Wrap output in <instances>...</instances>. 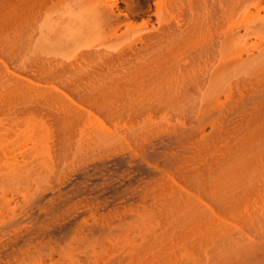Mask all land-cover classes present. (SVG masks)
<instances>
[{"label":"bare ground","instance_id":"6f19581e","mask_svg":"<svg viewBox=\"0 0 264 264\" xmlns=\"http://www.w3.org/2000/svg\"><path fill=\"white\" fill-rule=\"evenodd\" d=\"M162 1L169 17L156 4L159 28L136 36L145 52L136 64L84 62L94 51L68 53L62 40L58 58L41 57L50 34H99L115 8L106 0L0 4V161L11 175L51 174L24 197L25 217L4 227L0 257L10 264L24 262L27 245L82 226L113 250L99 242L54 264H264V207L250 205L264 190V26L254 33L261 53L244 59L213 5ZM199 34L208 47L191 45ZM6 120H21L23 137ZM227 213L242 216L234 229ZM188 227L196 233L185 240Z\"/></svg>","mask_w":264,"mask_h":264},{"label":"rangeland","instance_id":"374dc122","mask_svg":"<svg viewBox=\"0 0 264 264\" xmlns=\"http://www.w3.org/2000/svg\"><path fill=\"white\" fill-rule=\"evenodd\" d=\"M2 1L3 0H0V4L2 5L7 1L12 2L13 5L16 7H18L20 4V0H7V1L4 0V2ZM106 1L108 5L114 4L115 8H113V15L111 16V18L99 24L101 28L99 34L86 38L85 33L84 35L78 31H75L76 30L75 28H74L75 30L73 29L74 31L72 30L73 33H71L72 31L70 32V30H68L69 33L63 32V34H59L60 37L57 36V38L55 37L53 38L52 34H50L51 36L49 35L47 37H50L52 40H50L49 38L48 41V39L46 40L44 38L46 41H43L42 42L43 44L40 42V45L38 46L39 50L44 55V56L42 55L41 57L43 59L54 58V57L58 58L61 55L59 54V51L61 45L60 40H62L64 42L67 41L65 43H70L69 44L70 46L69 45L68 46L71 47V49H69V47L65 45L66 48L68 47L67 49H69L68 53H70L71 51L72 52L74 51L75 53L76 48L80 49L81 51L83 50L82 52H84L85 50L94 51L92 53L93 56L90 55L86 56V54H84V58H83L84 62H93V63L103 62V63H114V64L140 63L145 56V52L143 51L144 48L142 47L141 43L136 40V36L139 34H144L146 32L155 33L158 31L159 23L156 15V4H159L158 8L160 9V13L164 15L166 18H168L169 14L168 11L166 10L165 7L166 5L163 3L162 0H148L149 9L146 12H131L126 9L123 0H106ZM182 1L187 2L188 0H182ZM205 1L208 5L214 6L215 12L212 13L219 21V27H218L219 31L223 33V32H227L228 30H232L235 36L238 35L237 38L235 37L236 40L235 42H233L234 43L233 47L236 46L234 47V49H236L237 51L239 50V52H235L234 49L232 50L231 48L232 52H235L236 54L238 53V55H240L244 59L247 58V56L248 57L257 56V54L261 53L259 48H261V46L263 48V45L261 43L262 41H260L261 39L257 40L256 37L259 34L255 36L254 33L261 30L259 31V33L262 34V28L264 26V0H205ZM2 5H0V11H2V7H1ZM17 9L16 12L18 14L19 8ZM0 29L3 30L0 33H4L5 31L4 28H0ZM54 35L57 34L54 33ZM82 36L83 38H80ZM202 38L203 36L200 35V41L192 42L191 45H195L197 48L206 47L207 45L205 44L207 42H204V39L202 40ZM216 40L218 39H215L214 42H216ZM56 41L58 44L56 43ZM128 41H130L132 44L135 45L137 51L130 52V50L127 47ZM64 42H62L63 43L62 46H64ZM214 42H212L211 44L213 46H216ZM56 48H58L57 49L58 51L56 50ZM88 51H85L84 53ZM47 52L51 53V55L45 54ZM99 53H101V57H98ZM204 53L206 54V52ZM62 54H64V52ZM87 54H90V52ZM179 58L180 59L182 58V61L189 60V56L186 53H184V55L182 57L180 56ZM3 123L4 125L5 124L20 125L21 130L19 135L20 137H23L24 132L21 133V131L24 130L25 127L24 125L22 126L21 120L14 122H12V120L11 121L6 120L3 121ZM12 140L14 141L17 140L15 135H12V137L10 138V141ZM27 144H31V143H27ZM1 159L2 158L0 156V160ZM1 162L2 161H0V172H1L0 173V180H1L0 181V243L8 237V235L6 236L2 235V232H8L9 230V229H4L5 225H7L12 220H17V219L20 220L25 217V212L27 211V205L25 204L24 197L27 196L26 199H28L29 195L33 193L38 183L46 181V179L51 177V174L48 172V168L46 170L40 171L38 175H34L33 173H30V175L26 178L24 175L21 176L20 174L11 175V173H15L18 171L14 170L15 172H12L13 169H11L10 167H6V165L5 166L2 165L3 163ZM48 165L52 167L50 163H48ZM263 172H264V166L262 167V175ZM8 173H10V175ZM5 175H9L6 176L9 178L4 179L3 177ZM10 176L12 177L11 180H10L11 178ZM259 195L258 194L256 195L258 199V201L256 200L257 203H254L256 196H253L254 197V198L252 197L253 199L251 198L250 205L252 204L253 206L254 204L258 205L259 203L262 202V207H264L263 187H262V196ZM260 197H262V200ZM227 215L228 218L230 216V218L228 219L227 227H229L230 229H234L235 224L237 223L236 220L239 222L241 215L239 214H238L239 216L237 214H236L237 216L234 214L229 215L228 213ZM93 223H95V220L88 218L87 224L90 225ZM19 227L27 228V222H23L22 224L19 225ZM193 228L192 229L189 228L186 230L183 239L190 240L192 236H195L194 234L196 233L195 231L196 229L194 230ZM153 229H155V227ZM160 229L161 228H157L156 230L158 231L156 232V238L160 236L166 238L167 237L166 235L160 234L164 229L163 230ZM193 230L194 233L192 232ZM90 235L91 234L85 230V227L82 226L80 228L75 227L74 229L62 233L59 236L51 239L50 242L47 241L33 242L27 245L25 248H23L24 262L21 264H54V261L58 258L59 252L71 253L74 256L80 255V253L84 251V248L85 251L89 250L93 245H98L99 242L103 244L106 250H113L109 248V244L105 242L104 239L100 240L97 238V236H90ZM145 235L147 234L142 233L140 236L136 237L137 242L145 241V237H142ZM118 242H123V236H117L116 239H114V241L111 242L112 243L111 245ZM186 243L183 245V247L184 246L186 247L184 248V250L188 248L186 245H189L188 244L189 242L187 244ZM189 249L191 250V248ZM189 249H187L186 251L183 250L181 254L183 253L182 255L184 256V254L188 252L187 253L188 255L190 252ZM167 251L170 252L171 249ZM171 253H172L171 255L174 256L173 253H177V251L176 252L171 251ZM184 257L185 258H183V260H185L188 256H184ZM10 263L11 262H9L8 260L0 257V264H10ZM183 264H194V263L190 260L188 262L185 261V263Z\"/></svg>","mask_w":264,"mask_h":264}]
</instances>
